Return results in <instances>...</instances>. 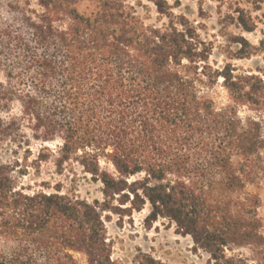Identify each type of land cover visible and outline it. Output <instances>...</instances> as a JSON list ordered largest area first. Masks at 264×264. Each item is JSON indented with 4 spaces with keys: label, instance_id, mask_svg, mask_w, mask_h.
<instances>
[{
    "label": "trees",
    "instance_id": "obj_1",
    "mask_svg": "<svg viewBox=\"0 0 264 264\" xmlns=\"http://www.w3.org/2000/svg\"><path fill=\"white\" fill-rule=\"evenodd\" d=\"M145 1L167 24H146L140 0H0V140L36 143L37 169L79 170L102 195L32 191L30 156L0 164V264H121L106 221L145 207L147 228L168 220L214 264H264V70L213 68L167 0Z\"/></svg>",
    "mask_w": 264,
    "mask_h": 264
},
{
    "label": "rangeland",
    "instance_id": "obj_2",
    "mask_svg": "<svg viewBox=\"0 0 264 264\" xmlns=\"http://www.w3.org/2000/svg\"><path fill=\"white\" fill-rule=\"evenodd\" d=\"M140 1L142 7L137 11L146 24H167L168 19L160 17L152 4L145 0ZM255 1L167 0V3L169 11L175 16L184 17L205 42L210 50L209 64L215 69L229 64L235 68L237 74L242 71L257 73V70H264V4L256 5ZM239 10H243L245 19L253 28L252 32L242 30L237 23ZM239 39H243L246 44L240 43ZM242 56L245 58L240 59ZM210 97L217 107L228 104L221 80L210 92ZM39 148V145L31 142L29 154L25 153L26 146L18 147L13 142L0 140V164L16 159L21 161L23 157L30 156L24 165L28 167L27 176L18 180L20 186L37 191L42 189V183L53 185L61 181L65 189H72L75 195L82 199L92 201L102 198L101 187L90 182L88 178L85 179L79 170L76 174L66 173L64 176H58L52 163L42 164L37 169L31 161ZM146 215L147 207L140 213L133 212L130 216L126 214L123 219L113 215L106 221L107 237L113 246V260L130 264L141 252L163 264H214L208 255L194 248L190 237L179 234L168 220L159 219L151 228H147L144 224ZM235 253L247 254L244 250ZM76 259L79 264H86L84 257L76 256Z\"/></svg>",
    "mask_w": 264,
    "mask_h": 264
}]
</instances>
